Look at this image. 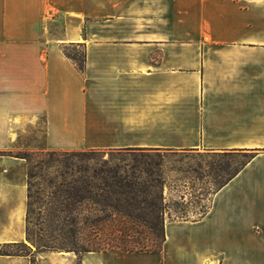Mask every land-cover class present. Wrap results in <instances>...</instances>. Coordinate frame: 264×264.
Listing matches in <instances>:
<instances>
[{
    "label": "crops",
    "instance_id": "obj_1",
    "mask_svg": "<svg viewBox=\"0 0 264 264\" xmlns=\"http://www.w3.org/2000/svg\"><path fill=\"white\" fill-rule=\"evenodd\" d=\"M41 146L251 158L161 250L39 264H264V0H0V246L27 241L17 153Z\"/></svg>",
    "mask_w": 264,
    "mask_h": 264
},
{
    "label": "trees",
    "instance_id": "obj_2",
    "mask_svg": "<svg viewBox=\"0 0 264 264\" xmlns=\"http://www.w3.org/2000/svg\"><path fill=\"white\" fill-rule=\"evenodd\" d=\"M66 53L83 70L85 68V52L72 53L66 49ZM160 149L128 148L117 150L118 156L114 159H105V167L101 170L67 167L65 171H58L60 180H51L47 191L41 192L37 184L30 181L28 186V211H27V240L32 242L40 251H65L75 252L81 255L91 251H108L106 245H101L89 239L88 229L92 231L98 228V224L110 218L114 222L115 217H120L127 223L123 229H118L122 236H113L106 244L113 247L112 251H158L165 242V225L163 231H157L158 223L152 227L153 231L149 237H141L140 232L133 233L131 225H136L132 217L153 214L159 216L163 203V189L156 185L154 177V166L151 153ZM231 154V153H225ZM245 160L241 166L229 175L219 186L226 184L234 177L250 160L249 153H237ZM83 173L75 177L74 173ZM147 175V176H143ZM30 177H33L30 172ZM37 191L33 192V188ZM217 188V189H218ZM38 204L37 217H40L41 227L38 232H32L29 228L30 217L35 214L32 208ZM101 212V216L93 217L94 212ZM123 223V224H124ZM130 225V226H129ZM140 235V236H138ZM161 242L160 244L157 241ZM20 243L8 244L15 245ZM158 244V245H156ZM138 245L139 248H126ZM157 246L159 249H150L149 246ZM116 247L117 249H115ZM0 254L13 255L8 251ZM29 255V254H25Z\"/></svg>",
    "mask_w": 264,
    "mask_h": 264
},
{
    "label": "rangeland",
    "instance_id": "obj_3",
    "mask_svg": "<svg viewBox=\"0 0 264 264\" xmlns=\"http://www.w3.org/2000/svg\"><path fill=\"white\" fill-rule=\"evenodd\" d=\"M83 50L74 47L72 53L80 54ZM42 145V143H41ZM19 158L24 161L21 169L25 176L27 185L30 181L37 184L41 192H46L51 180H60L58 171H65L67 167L73 168H90L101 170L105 167V159H114L118 156L117 150L108 149H89V150H45L41 146L38 149H25L17 153ZM152 162L154 163L155 184L164 187L163 203L159 216L148 214L140 217H132L137 226L129 225L133 228V233L140 232L141 237H149L152 234V227L157 226V231H163V224L168 220L197 218L185 216H199L205 212L211 205L214 192L218 186L234 173L243 163L245 158L240 154H218L205 152H173V151H153L151 153ZM71 171V170H69ZM32 172L33 177H30ZM72 172V171H71ZM74 173L75 177L82 176L83 173ZM147 176V175H143ZM37 187L33 188V192ZM38 204L33 205L35 214L30 217L29 228L32 232H38L41 227L40 217H37ZM93 217L102 216L101 212H94ZM115 221L110 222L106 218L98 224L95 230L88 229L89 239L101 245V249H112L106 244L113 236H122L118 229H125L124 225L129 222L120 217H115ZM127 221V223H124ZM124 223V224H123ZM127 224V225H128ZM138 235V236H140ZM161 246V242L158 240ZM156 244V245H158ZM135 245L126 248H132ZM137 248L140 246L136 245ZM135 247V248H136ZM117 249L116 247H114ZM150 249H159L157 246H149ZM1 251H8L13 255L29 254L32 264L40 262H53L55 253L65 251H40L36 245L27 240L25 243L0 246Z\"/></svg>",
    "mask_w": 264,
    "mask_h": 264
}]
</instances>
